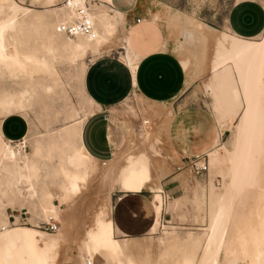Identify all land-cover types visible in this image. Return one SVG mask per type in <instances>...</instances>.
Returning <instances> with one entry per match:
<instances>
[{
	"label": "bare ground",
	"instance_id": "1",
	"mask_svg": "<svg viewBox=\"0 0 264 264\" xmlns=\"http://www.w3.org/2000/svg\"><path fill=\"white\" fill-rule=\"evenodd\" d=\"M58 2L31 0L33 4L46 7L45 14H35L32 9L18 4L15 0H0V76L5 75L12 81L22 72L35 73L38 76L42 74L51 77L58 83V72L53 66L57 57L56 52H63L64 58L70 63L82 60L85 66L83 59L89 54L101 52L103 48L111 46L112 40H115L116 23L120 16L118 12L115 13V20L113 16L99 9L100 0H97L89 11L94 35L82 39L80 34H76L66 36L64 39L60 36L65 35L56 32L54 25L58 21H64L63 14L69 18L74 14ZM103 4L106 6L105 3ZM62 9L67 10V13H62V18L50 20L51 16L55 19V15ZM185 24L186 26L182 28L186 33L187 45L197 52V74L203 69L202 46L199 44V37L195 36L198 33L187 27V21ZM196 26L202 29L201 23H196ZM25 30L36 31L41 43L30 52H18L17 48L22 45L19 37ZM212 37L215 40L212 58L209 60L212 69L210 83L214 90L212 107L221 118L236 121L232 145L230 147L222 145L221 149L209 150L207 153L213 157V169L208 172L207 160L206 179L203 182L196 181L197 188L192 195V201L199 208L198 211H202V214H199L204 226L200 227L201 232H188L182 237L175 230L165 229L164 237H159L160 247L157 254L151 256V245L147 242L142 244L144 250L142 256L146 257L147 264H236L240 257L238 250L229 246L232 240L235 207L241 202L242 194L248 186L264 185V172H262L264 169V31L261 40L241 38L231 32L213 33ZM132 56V52L127 48L126 55L122 58L127 64H131ZM181 64L184 68L187 66L185 61ZM84 69L85 67L79 70L82 76ZM35 84L39 85L41 82L37 81ZM52 88V85L46 86L47 91H51ZM31 96L27 88L18 92L8 90L1 92L0 122L6 116L23 112L31 106ZM88 100L93 104L94 110L83 113L75 111L73 114L70 112L71 115L68 113L67 119L70 123L64 125L57 133L64 142V148L70 150L62 151L55 170H43L33 162V152L41 151L39 145L30 142L31 151H27L25 147L20 149L19 144L13 146L12 143L6 142L0 129V264H16L22 261L20 249L27 252L25 262L22 264H62L69 257V251L77 249V246L72 244L74 241L85 246L86 260L92 264L95 245L105 249L114 241L116 228L110 218L109 202L112 184L117 181L119 188L124 192L140 191L143 180L151 181L154 178L158 180L172 169L181 167L179 160H174V167L169 166L166 161H162L163 165L159 162V150L151 147L148 141L151 136L148 127L150 120L145 121L143 141L138 142H147L150 147L149 152L125 155L121 165H109L111 162L103 163L102 160L93 157L82 146L80 137L83 121L97 109L95 102ZM28 135L29 132L23 138V146ZM130 148L128 149L132 152ZM122 155L120 156L123 157ZM120 156L118 159L121 158ZM119 161L121 162V159ZM189 173L191 171L188 165L186 169L178 170L177 177L183 188L188 186ZM42 174L45 180L43 190L39 192L35 182ZM214 176L221 178L220 188L214 185ZM48 184L57 187L58 192L55 188L57 193H53L48 189ZM34 197H38L42 209L37 211L27 206L29 211L55 217L59 226L53 233L9 224L6 208H12L11 198L22 202L25 199L32 200ZM184 197L185 195L181 198ZM171 199L175 203H179L180 200L178 197ZM153 204L156 216L149 233H155L162 224L160 207L155 197ZM14 217L17 222L19 215ZM162 225L165 227V224ZM260 236L259 242L254 240L256 235L253 239L258 242L255 243L254 251L249 255L246 254L247 258H242L243 255L241 257L242 261L243 259L247 261V264H264V240H261ZM130 253L133 257L134 253ZM245 253L248 252L245 250ZM70 258H75V254L73 253Z\"/></svg>",
	"mask_w": 264,
	"mask_h": 264
},
{
	"label": "crops",
	"instance_id": "2",
	"mask_svg": "<svg viewBox=\"0 0 264 264\" xmlns=\"http://www.w3.org/2000/svg\"><path fill=\"white\" fill-rule=\"evenodd\" d=\"M100 2L108 5L111 12H121L122 21L116 24L115 40H112L111 46L103 48L99 55L89 60L83 72V90L86 97L95 102L97 109L82 123V146L103 163L111 162L109 165H121L125 155L149 152V145L159 150L161 165L164 163L162 161L173 167L174 160L181 163L180 168L172 169L158 180H143L140 191L124 192L119 188L117 181L112 184V188L116 186L119 193L116 194L113 204L109 195L110 218L116 228L115 236L127 238L149 232L156 216L153 195L157 184L166 199L181 197L183 186L177 177L178 170L185 167L190 156L198 154L201 150L205 153L209 151L217 140L219 130L214 137L200 133V123L207 122L203 112L199 114L189 111L190 107L174 113L171 110L173 98L188 82L201 76H196L194 49L187 45L180 26L183 15L187 13L173 10L174 8L171 10L166 2L160 0H114V4L104 0ZM136 18L138 20H135ZM219 19L216 26L208 24L209 21L205 24L196 19L195 22H201L205 28L214 31L231 32L241 38L254 39L264 31V0H228ZM222 25H225L226 29L218 30ZM171 30L177 31L176 38L169 33ZM208 43L212 51L214 39L209 38ZM127 48L133 55L131 64H127L122 58L126 55ZM117 49L122 50L118 51L119 56L111 51ZM182 61L187 62L185 68L181 64ZM206 72L211 74L209 67ZM207 83L208 81L205 83V89L209 92ZM131 91L134 97L138 95L140 104L137 107L146 116L141 114L139 129H136L129 119V116L137 115V111L130 107V110L124 113L114 108L124 101ZM209 98L211 110L210 95ZM120 114L126 118L120 120ZM213 117L216 121L214 114ZM146 120H150L149 145L147 142L138 143L143 141ZM166 121L167 130L161 134ZM191 125L199 129L196 134L191 132ZM128 126L132 128L129 129ZM28 128V121L18 113L8 115L0 122L4 138L12 142L23 138ZM154 131H158L157 134ZM196 135L205 138V141H195ZM207 138L211 141L209 147L205 145ZM130 147L132 152L128 149ZM124 152L126 153L123 154ZM148 192H151L150 200ZM161 214H164V210Z\"/></svg>",
	"mask_w": 264,
	"mask_h": 264
},
{
	"label": "rangeland",
	"instance_id": "3",
	"mask_svg": "<svg viewBox=\"0 0 264 264\" xmlns=\"http://www.w3.org/2000/svg\"><path fill=\"white\" fill-rule=\"evenodd\" d=\"M15 1L18 4L29 7L30 9L33 10V13L35 14L46 13L45 11L46 7L42 6L41 4H33L31 3V0H15ZM160 1L166 2L167 6L170 7L171 10L174 8L173 10H178L183 13H187L183 15L182 22L180 23L183 36L185 38V41L187 42V38L185 35L186 33L182 28L183 26H186L185 23L187 21L188 22L187 27L198 33V35L195 36L199 37L200 39L199 44H201L202 46L201 52L203 53V69L196 74V76L199 75L201 76L196 77L192 81L188 82L186 86L173 98V107L171 110L174 113V112H178L182 108L190 107L189 111H195L199 114H202L201 112H203L205 114V118L207 122L204 123L202 121L200 123L199 126L200 130L197 129L196 126L191 125L190 128L191 132L196 134V132L199 130L201 131L200 133L210 134L211 137H214V135L217 134L219 130L217 140L214 144V146L215 145L216 146L215 147L213 146L212 148L221 149L222 145H226L227 147H230L232 145V140L234 137L233 134H234V126L236 124V121L233 122L221 118L219 113L216 112L212 107L213 101L211 100V110L216 118V121L218 123L217 125L213 117V114L210 110L209 95L213 99L214 90L212 84L210 83L212 76V71H211L212 69L209 60L212 58L214 45L211 51L209 49L208 40L209 38H213L212 37L213 33H219V32L205 28L201 22L198 21L195 22L196 19L204 23L209 21L208 24H210L211 26H216L220 20L219 18L222 17L224 8L227 5L228 0H160ZM106 2L109 4L115 3L114 0H106ZM99 6L101 7V8L99 7V9H101L104 13L108 14L109 16H113L114 19L116 20V14L114 12H111V10L107 6H104L103 3L99 4ZM62 11L59 12V14H56L57 17L55 15V19L54 16L53 18L51 16L50 20L55 21L56 18L58 17L62 18L61 17L62 13L64 12L67 13V10L62 9ZM64 16L65 15L63 14V20H67L69 18L67 15H66L67 17L65 16V18ZM118 16L119 17L117 22H119L120 20L122 21L121 12H119ZM196 23H201L202 29L196 28L197 27ZM224 29H226L225 25H222V28L218 30H224ZM31 32L25 30L20 35L19 38L22 41L21 43L22 45H20L17 48L18 52L20 51L25 53L30 52L41 43L39 34L36 31H31ZM169 33H171V36H174L175 38L178 36L176 30H171L169 31ZM60 37L64 39L66 38V36H60ZM81 37L82 39L86 38V36L83 35H81ZM261 39H262V34H260L258 37L254 38L253 40H261ZM111 51L119 56L120 53L118 51H122V50L117 49ZM56 53H57L56 54L57 57L56 60L53 62V66L56 68L58 72L57 74L59 77L58 83L54 82L51 77L44 76L42 74L38 76L35 73L26 74L22 72L17 79L12 81L9 79V77L5 75L0 76V93L3 92L4 90L18 92L27 88L29 89V92L32 95L31 96L32 104L31 106H29L30 108L28 107L23 112H18V114L23 115L28 121L29 135L25 141V149L27 151H31L30 142L34 145L40 146L41 151H38L36 153L33 152L32 160L34 163L41 166L43 170H55L60 162V155L63 153L62 151L67 152L68 150H70L68 148L67 149L64 148L63 146L64 142L61 141V138L57 135L59 129L64 127V125H68L70 123L69 120L67 119L68 116L71 115V113L73 114V112L75 111L83 113V112H91L92 110H94L93 104L88 100V98L86 97V93L83 90L82 72L79 70H82L83 67H86L87 62L92 58H94L95 56L99 55L101 52H95L94 54H91V56L85 58L86 60L83 59L85 66H83L82 60H78L76 62L70 63L66 58H64L63 52H56ZM196 53L197 52L194 51L195 62H196ZM208 67L210 68L211 74L206 72ZM37 81L41 82V84L36 85L35 83ZM207 81L208 83L206 86L207 88H209V92H207L205 89V83ZM25 83L27 85H24ZM48 85L53 86L51 91L46 90V86ZM137 96L138 95L134 97L133 92L131 91V94L127 96L124 101L119 102L114 108L124 113L128 112L130 110V107H132L135 110V112L137 111L136 113L137 115H135L134 117L129 116V119L132 121L134 127L136 129H139L142 110H140L137 107V105L140 104V101L137 99L138 98ZM142 116L146 117L144 114H142ZM119 118L120 120H123L126 117L119 116ZM167 127H168V122L163 127L161 134L167 130ZM204 139L205 138L203 137L199 138L197 135L194 138V140L195 141L197 140L199 143L204 142L205 141ZM4 140L6 142L12 143L11 145L13 146L19 144L17 140L15 142H12L5 138ZM210 142H211L210 138H207L205 143L206 147H209ZM217 145L219 146L217 147ZM19 147H21L20 144ZM20 149H22V147ZM207 152L205 153L203 150H201L198 153L201 156L204 155V157L207 158L209 164V169H208L209 172L213 169V165H212L213 157L209 156ZM192 156H190V158H192ZM188 160L189 158H187V162ZM184 169H186V166L184 167ZM262 172H264V169ZM189 175L190 176L188 177L189 178L188 186H186V188L184 189L182 188L183 191L182 194H180L181 197L184 195L185 197L184 198L178 197L180 199L179 203L178 202L175 203L171 199V197L166 199V197H164L165 195L163 196L161 193V187L159 185L156 186L157 190L154 192L153 198L155 197V199L157 200L160 207V212L164 210V214H161V223L165 224V227L161 224V226L155 231V233L145 232L127 238L126 237L118 238L114 234V241L112 243H109L105 249L99 248L97 245H95L96 251L92 258V264H147L145 259L146 257L142 256L144 255L142 244L148 243L149 245H151V249H152L151 256L157 254L160 247V243H158L159 237L161 238L164 237L165 229L175 230L176 233L179 235L181 234L180 236L182 237L185 236L188 232L200 233L201 228L204 227L203 222H201L199 216V214L200 215L202 214V211L201 210L198 211L199 208L196 207L195 203L192 201L193 200L192 195H194V193L196 192V188H197L196 181L203 182L206 179L207 174L202 173L200 175H193L192 173H189ZM44 180L45 179L42 174L37 180V182H35L36 183L35 187L39 192L43 190ZM213 183L217 188H220L222 185L221 178L218 176H214ZM50 185L51 184L47 185L48 189H51L53 193H57L58 188ZM263 189H264V185L248 186L242 194L241 202L235 207V211H236L235 218H233L232 220L233 228L231 230L232 240L230 241L229 246L231 249L232 247H234L235 250H238V255L240 257L238 258L239 261H237L236 264H244V263L247 264V261H245V259H243L244 261H242L241 257L243 255L242 258H247V256L254 251L256 244L260 241L258 239L260 234H261L260 239L264 240ZM118 193L119 191H117L116 186H114L110 190V202H112V204L113 201L115 200L116 194ZM148 194H149L148 198L150 200L151 192H148ZM22 203L24 205H21ZM10 205L12 208L7 207L6 212L8 213L7 217L9 220V224L11 226H27V227H33L35 229L44 230L36 225V221L40 218H46L47 216H45L42 213L40 214L39 212L36 213L34 211H29L27 207L29 206L37 209V211H40L42 209V205L40 204L38 197H34L32 200L25 199L22 202H17V200L11 198ZM25 209L26 212L24 213L21 212V214H19L20 211H24ZM14 215H19L18 217L19 219L17 222L15 220ZM44 231L48 233L54 232L48 230H44ZM233 237L235 239H233ZM253 239L259 241L257 242L254 241ZM72 244L73 246H77V249H71L69 251V257L65 259L62 262V264H86L87 252L85 246H83L82 243H80L79 245L78 241H74ZM20 250H21L20 257L22 261L16 264L24 263L27 256V252L25 250L23 249ZM245 250L248 253H245ZM130 252L134 253L133 257L131 256ZM73 253L75 254V258H70V256H72ZM246 254L248 255L246 256ZM142 258H144L145 260Z\"/></svg>",
	"mask_w": 264,
	"mask_h": 264
},
{
	"label": "built area",
	"instance_id": "4",
	"mask_svg": "<svg viewBox=\"0 0 264 264\" xmlns=\"http://www.w3.org/2000/svg\"><path fill=\"white\" fill-rule=\"evenodd\" d=\"M96 1L97 0H59L58 3L71 10L74 15L70 19L56 22L54 30L65 36H74L76 34L93 36V22L90 18L89 11L91 5ZM135 20H138V18ZM17 141L21 147H25L22 145V138ZM186 165L190 167V171L193 175H200L205 173L207 170V158L198 153L193 155L192 158H189L185 166ZM21 212H26V209L24 211H20L19 214H21ZM36 225L44 230L54 231L57 229L59 222L55 217L48 215L46 218L38 219L36 221ZM86 264H89L88 260H86Z\"/></svg>",
	"mask_w": 264,
	"mask_h": 264
}]
</instances>
